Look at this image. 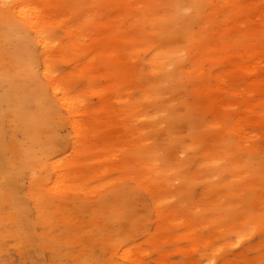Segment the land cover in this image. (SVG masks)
Here are the masks:
<instances>
[{
  "label": "rangeland",
  "instance_id": "1",
  "mask_svg": "<svg viewBox=\"0 0 264 264\" xmlns=\"http://www.w3.org/2000/svg\"><path fill=\"white\" fill-rule=\"evenodd\" d=\"M0 264H264V0L0 3Z\"/></svg>",
  "mask_w": 264,
  "mask_h": 264
},
{
  "label": "bare ground",
  "instance_id": "2",
  "mask_svg": "<svg viewBox=\"0 0 264 264\" xmlns=\"http://www.w3.org/2000/svg\"><path fill=\"white\" fill-rule=\"evenodd\" d=\"M7 2H8V0H0V3H2V4H5ZM10 10H11L12 14L16 15V17L19 19L20 23L26 25L27 27H30L35 32V34H34L35 38L34 39H35L36 43L42 45L43 48H45L47 46L46 41L43 40L41 37H39V33L41 32V29H42L44 22L40 19L38 11L35 8L28 7L27 5H22V4L20 5L18 3L13 4L10 7ZM9 15L10 14H8V16H6V17H9ZM58 89H59L58 85L55 84V86L52 89L55 95H56V92L58 91ZM60 100H62L64 104L70 102V100L67 99V97L63 93H62V98ZM67 105L70 109L73 106V104H67Z\"/></svg>",
  "mask_w": 264,
  "mask_h": 264
}]
</instances>
